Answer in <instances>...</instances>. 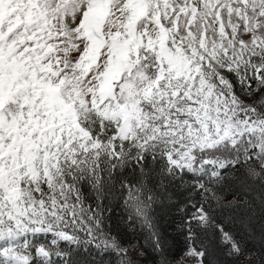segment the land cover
<instances>
[{"label":"snow or ice","instance_id":"1","mask_svg":"<svg viewBox=\"0 0 264 264\" xmlns=\"http://www.w3.org/2000/svg\"><path fill=\"white\" fill-rule=\"evenodd\" d=\"M0 264H264V0H0Z\"/></svg>","mask_w":264,"mask_h":264}]
</instances>
